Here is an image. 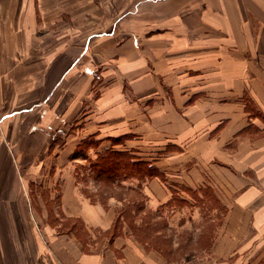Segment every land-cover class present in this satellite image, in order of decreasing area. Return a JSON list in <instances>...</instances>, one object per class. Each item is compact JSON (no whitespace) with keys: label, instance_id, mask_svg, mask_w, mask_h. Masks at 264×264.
<instances>
[{"label":"crops","instance_id":"obj_1","mask_svg":"<svg viewBox=\"0 0 264 264\" xmlns=\"http://www.w3.org/2000/svg\"><path fill=\"white\" fill-rule=\"evenodd\" d=\"M107 149L158 173L120 184L164 221L168 256L112 233L127 197L81 192L75 165ZM32 185L54 226L28 215ZM261 260L264 0H0V264Z\"/></svg>","mask_w":264,"mask_h":264},{"label":"trees","instance_id":"obj_2","mask_svg":"<svg viewBox=\"0 0 264 264\" xmlns=\"http://www.w3.org/2000/svg\"><path fill=\"white\" fill-rule=\"evenodd\" d=\"M87 168L91 170L94 179L100 183L101 191L114 190L115 188H121L122 191L123 187L120 181L128 177L140 178L145 175H158L148 162L134 160L128 152L109 149L98 152L94 160H89ZM132 190L126 198L127 202L116 213L112 233L114 234L124 221L135 238L168 256L171 253L169 238L158 233L159 221L155 220L157 222L155 223L151 212L145 209L141 191L138 188ZM125 193L127 192L125 191ZM122 194L123 192H119L117 198H123ZM86 196L91 201H95L91 195L87 194ZM100 202L104 203V199ZM159 220L160 223H164L162 219ZM74 226V224L66 227L64 225L61 230L71 231Z\"/></svg>","mask_w":264,"mask_h":264},{"label":"rangeland","instance_id":"obj_3","mask_svg":"<svg viewBox=\"0 0 264 264\" xmlns=\"http://www.w3.org/2000/svg\"><path fill=\"white\" fill-rule=\"evenodd\" d=\"M78 152H79V150H78ZM81 152H83V149H82ZM94 157L95 156L92 153V154H90L88 159L91 160ZM84 163H85V161H84ZM81 166L79 164H77V165H75L74 169H75V172H76L75 175L77 177V182H78L79 188H80L81 192L83 193V195L86 196L87 194H89V195H91L93 200L100 202V200L104 199V202H105L106 198L108 196H112L113 195V196L117 197V194H119V192L122 193V191L119 188H115L114 190L113 189H108V191H101L100 183L97 182L94 179V176L92 175L91 170L87 168L88 166H85V167H83V166L81 167ZM50 170H51V165L50 166H45V169L44 170L42 169L39 172L40 173V176H39L40 178L39 179H46L44 177H45L46 173H48ZM54 171H55V169H54ZM44 184L49 185V183L47 181H45ZM43 189H44V187H36L35 190H34V186L33 185L28 187V189H27L28 190V195H29V206L31 208V213H32V214H28V215L29 216L31 215L34 218V220L37 223L39 228L42 226V224H47V223L50 224L51 226H54L57 223L56 219H58V217L56 216V213H54V210L56 209V206H57V199L48 198L47 197V194H48L47 189H45V190H43ZM56 189H57V187H56ZM36 193H38V195L34 196ZM115 193H117V194L115 195ZM122 197L124 198L125 196H123V194H122ZM87 198H89V197H87ZM119 199L122 200V198H119ZM127 200L124 199L123 203L125 204L127 202ZM178 204L179 203L176 200H173V201H171L169 206L170 205L175 206V205H178ZM190 215H192V214L190 213ZM190 215L188 214V211H186V209H185V214H184L183 217H181V220H183L186 217L190 218ZM169 217H171V214L169 215ZM198 217H200V215ZM198 217L194 216L193 220H194L195 223H196V219ZM207 217H208L207 214H203V219L204 220H206ZM191 219H192V217H191ZM173 220H174V223H176V221H177L176 216H174ZM153 221L155 223H157L156 221H159L158 222L159 229L163 226V223H160L159 219H156V221L155 220H153ZM198 221H200V219ZM70 224H71L70 222H66L64 225L66 227V226H69ZM198 224H200V223H198ZM33 225H34V222H33ZM196 227H199V225H196ZM60 228H63V226H61ZM181 230L182 229H179V236L182 237V239L184 241L185 239L189 238L188 232L191 231V230L186 229V228L184 230H182L183 232ZM176 231H177V229L176 230H172L171 233H174V232L176 233ZM250 232H252V231H249V233ZM207 233L208 232H206V234ZM182 248L186 250V249H191L192 247L189 246V245H184ZM228 264H251V263L250 262H247V263H245V262L232 263L231 262V263H228ZM255 264H264V262L261 260V261H259L258 263H255Z\"/></svg>","mask_w":264,"mask_h":264}]
</instances>
